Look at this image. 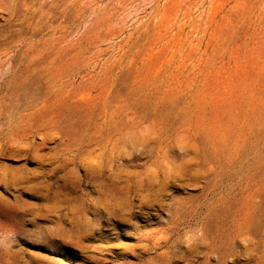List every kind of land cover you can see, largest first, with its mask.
Listing matches in <instances>:
<instances>
[{
    "label": "rangeland",
    "instance_id": "374dc122",
    "mask_svg": "<svg viewBox=\"0 0 264 264\" xmlns=\"http://www.w3.org/2000/svg\"><path fill=\"white\" fill-rule=\"evenodd\" d=\"M42 136L50 160L0 152V264H264V0H0V144ZM91 167L129 221L55 217Z\"/></svg>",
    "mask_w": 264,
    "mask_h": 264
},
{
    "label": "bare ground",
    "instance_id": "6f19581e",
    "mask_svg": "<svg viewBox=\"0 0 264 264\" xmlns=\"http://www.w3.org/2000/svg\"><path fill=\"white\" fill-rule=\"evenodd\" d=\"M41 140H42L41 142L36 143L33 139H31L29 137L11 138V139L7 140L6 144H0V152L1 153L3 152L5 154L8 153L10 155H15V156H22L24 160H28L30 157H39V159H41V161H47V160L52 159L51 156H47V155H44V154L40 153V151H39L40 146L42 144H46L47 143V139H46L45 136H42L41 137ZM105 148H106V146H105ZM54 159H56V158H54ZM125 161H126V159H125ZM15 170H16V168H15ZM102 172H103V168L102 167H99V168H97V167H91L90 168L89 174L91 176V179H93V181H92L91 185L89 184V186L92 187V190L90 192H85L84 191L85 192V195L88 196V197H84V195L77 194V187L74 186V185H72V186L71 185L69 186L68 184L58 185L57 186V190H56L57 197L59 198V197L63 196L66 200L75 202V207L72 210V214L71 215H70L69 212H66L65 215L60 214V215H55V217H57L58 219H62V218L69 219L71 223H75L77 221H80L82 218H85V220L88 221V217H87L88 206H90V207H93L94 206L95 208H104L105 210H107L109 216L107 217V219L105 221L108 222V223L111 221V222H118V223L121 224V222H124L126 220L129 221L133 216H135L138 211L137 210H134L132 208V200H133L132 199V192H133L132 187H133V185L131 183H125V184L116 183V182L109 183V182H107L106 178H104V177L102 178V175H101ZM31 173L34 174L29 169L26 170L24 168V169L21 170V172L15 173L12 176L11 179L8 178L9 179L8 182L11 183L14 186V189H16L18 191L22 190L23 188H31V189H34L35 190L36 189L35 185H27V183L32 182L33 179L35 178V175H30ZM146 185H147L146 183H138L137 186H136V188H135V192H134V194L137 195V196H139V198H140V202H141L140 203V207L141 208L145 207L146 206L145 204L148 201H152V200H155V201L156 200H159L160 201V198L159 197L162 194L161 191L164 190L162 187L161 188H157L156 187L157 186V181L155 182V180L154 181H151L148 186H146ZM47 187L48 188H46V189L48 191L45 192V193H42L43 198H45V199H49V195H50L49 193H50V190H51V186L49 184H48ZM87 189H88V187H87ZM95 193H96V195H93ZM157 202H156V204H157ZM54 210H56V209H53V211ZM51 222H52V220H51ZM189 222H191V221H189ZM91 234H92V231H90V228H86V229H83V231L81 232V235H79L76 240L74 238L68 237L64 241L71 242V243H74V244H77V245H81V239L82 238H87ZM102 238H104V237H102ZM247 238H248V236H247ZM214 245H216V244L214 243ZM257 251H258V249H257ZM14 255H15V253H14ZM212 259H214V258H212ZM210 264H211V262H210Z\"/></svg>",
    "mask_w": 264,
    "mask_h": 264
}]
</instances>
